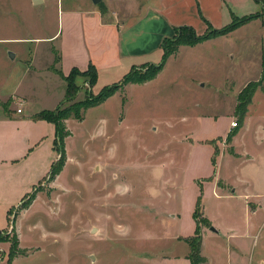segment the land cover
Wrapping results in <instances>:
<instances>
[{
	"label": "rangeland",
	"instance_id": "rangeland-1",
	"mask_svg": "<svg viewBox=\"0 0 264 264\" xmlns=\"http://www.w3.org/2000/svg\"><path fill=\"white\" fill-rule=\"evenodd\" d=\"M105 3L110 20L120 1L0 0V94L22 78L21 91L30 97L19 104L24 114L55 108L66 83L47 69L53 63L51 49L59 56L60 35L73 44L78 31L76 23H68L67 8L105 10ZM255 23L192 49L179 45L152 79L127 83L81 111L83 119H67V160L53 179L47 177L60 157L55 126L43 121L38 134L26 130L33 135L32 153L0 166V264H191L186 238L196 226L204 256L198 264H264V194L247 212L243 199L215 196L212 189L221 154L229 148L226 128L238 121V90L260 71ZM143 24L140 20L130 28L141 43L153 34ZM204 24L193 27L196 34L205 32ZM161 55L160 45L152 46L142 60L134 58V66L129 60L119 70H101L92 92L117 83L143 62L139 70L146 71ZM53 67L59 70V61ZM60 68L67 74L69 63ZM77 82V95L64 106L88 94L86 78ZM263 100L264 94H255L250 107L261 127H248L236 142L243 153L237 162L250 159L247 166L260 165L264 156ZM4 101L0 113L21 115ZM232 176L238 185L249 181L248 175ZM167 212H175V218L165 220Z\"/></svg>",
	"mask_w": 264,
	"mask_h": 264
},
{
	"label": "crops",
	"instance_id": "crops-1",
	"mask_svg": "<svg viewBox=\"0 0 264 264\" xmlns=\"http://www.w3.org/2000/svg\"><path fill=\"white\" fill-rule=\"evenodd\" d=\"M81 1L84 2L86 0ZM91 1L93 2V0ZM116 1H120L121 4L120 6L118 5L119 7L111 9V15L109 17L110 20L106 19L105 17V15L108 13V5L106 3L105 6L107 8L105 10H102L101 7L85 9H78L77 7L67 8L68 10L66 11V15L68 23H76L78 31L75 34V40L73 44H70L69 39H66V35H64V37H62L63 34L60 35V37L63 39L60 40L56 50L60 56L59 70L63 74L64 72L60 68V65L64 62L69 63V72L74 67H77L81 70H86L90 63H93L96 66L98 72L101 70L107 72L119 70L124 65V62L129 60L133 61L132 65L134 66V58L140 57L142 60L144 55L148 54V51H152V46L154 48L159 47L164 37L172 36L174 34V27L176 26L183 24L192 27H201L200 29H202L205 25L204 23H206L205 20L207 19L210 21L213 27L220 28L231 22L234 16L242 17L249 14H254L260 12L262 7V0ZM101 2H103V0H100L97 4ZM133 6L135 8L132 12H130V8ZM238 10L243 12H238ZM121 12H123V14H120ZM158 13L163 14L164 19L161 15H158ZM140 20H143L145 23V25H143L145 27H150L153 29V34H147L142 43L137 39H133L131 33L132 31L130 30V28H133L131 26ZM253 22L258 24L257 37L259 41L257 65L260 71L258 76L253 79V81H256L259 78L264 65V12L262 16L251 19L241 26H238L228 34L220 35L209 40H218L219 38L231 36L230 34H233L234 32ZM169 29H172V31L169 32V35L164 36L165 33H168ZM136 41L137 45L132 47V43ZM150 41H152V43ZM200 43H197L196 45ZM194 46L186 45L182 46L181 48H183V50H188L192 49L191 47ZM243 47L244 45L242 43L241 48ZM53 50L54 49L52 48L51 51L53 53V59L51 60H53V63H51L47 69L48 71H52L56 74L58 73L59 76H61L59 72L53 69L56 67H53V65L56 63H54L55 53ZM143 63H141V65H143ZM49 68L52 69L50 70ZM69 72H67V74ZM60 78L63 80L62 76ZM249 81L252 80L245 81L240 90H238V93ZM21 82L22 78L19 79L17 84L14 82V88H10V90L7 92L0 94V101L6 99V101H4L5 105L6 102H12L14 105L12 111L19 109V104H26L30 102L29 94L27 92L21 91ZM65 90L66 88H64V96ZM259 93L262 95L264 94V84L262 87H258L253 92L251 100L247 105V111L243 121L238 123L236 127H232L230 124L226 128V138L230 135V139H228L227 143H225L229 148L228 150H223V154H221L222 161L220 169L218 170V174L217 172L214 174L215 177H213L214 179L212 182L213 194L215 196L218 195L219 197L223 196L226 198L229 197L243 199V204L245 209H247V212L248 210L250 211V203L255 202L253 199L259 198L264 194V156H262L261 160L259 161L261 162L260 165L247 166L250 164V159L247 160V158L237 162L238 157L243 156V153L242 151L238 150V145H236V142H238L239 137L248 130V127L251 128V126L253 127L255 125L256 128L261 127L260 119L253 121L250 111L251 105H254L253 102H255V94ZM63 98L59 100L58 105L63 100ZM234 107L232 109V113L236 116ZM39 111L28 114H24V110L21 112L17 111L21 115L15 113L11 114V111H4L0 113V166L6 165L9 162L13 163L15 161H19V157L27 158L29 157L30 153H32V143L34 140L32 137L33 135L31 132L29 133L28 137L26 135V130L29 132L30 129H35V133L37 134L40 132L41 122L47 120H34L32 118V115ZM239 125L241 126L240 130L237 131L235 128H237ZM5 129H8V131L5 132ZM9 129H12L11 133H9ZM218 137L219 139H222L221 135ZM216 142L217 141L214 143V145L217 146L215 153L218 151V145ZM232 174L235 176L240 174L244 178H246L248 175L249 181L243 185L233 183L231 180L233 177ZM218 189L222 191V194H216ZM256 210L257 207L254 206L252 212H255ZM175 214V212H167L164 219L172 220L175 218ZM206 217L211 220L210 216L206 215ZM173 235H176L178 238L181 237V235L176 232Z\"/></svg>",
	"mask_w": 264,
	"mask_h": 264
},
{
	"label": "trees",
	"instance_id": "trees-1",
	"mask_svg": "<svg viewBox=\"0 0 264 264\" xmlns=\"http://www.w3.org/2000/svg\"><path fill=\"white\" fill-rule=\"evenodd\" d=\"M262 7L260 12L249 14L242 17L234 16L228 24L220 27L213 28L210 26L209 22L205 20L208 25L203 34H196L194 28L189 25H180L174 27V34L172 36H166L162 39L160 47L162 49L161 60L157 64H148L146 71H140L139 69L146 66L141 65L140 68L132 67L120 81L114 83L113 85L104 87L99 93L95 94L92 92L91 87L96 82L98 77V70L93 63H90L86 70H81L77 67L71 69V71L66 75L63 74L60 70H56L60 73L62 78L66 83V90L64 99L60 104L54 109H44L32 115L34 120H47L52 122L56 128V145L59 149L60 157L52 164L48 179H53L58 175L64 168L67 156L65 150V137L68 136V131L65 127V121L72 116L77 117L78 119H83L81 111L88 109L90 107L96 106L113 94H115L123 85L134 82V83H143L147 80L152 79L155 75L162 69L166 59L171 55L179 45L194 46L197 43L202 41L225 35L241 26L242 24L250 21L253 18L262 16L264 12V0L261 1ZM60 60V56H55V62ZM84 77L87 82H89L88 94L83 100L72 103L69 106H64L66 102H72L74 97L77 95L80 85H78L77 78ZM264 84V65L261 71L259 78L256 81L248 82L238 93V104L236 106L237 110V125L241 123L244 119V116L247 111V105L251 100L252 94L258 87H262ZM230 139V135L228 136ZM37 187H35V190ZM35 192V191H34ZM30 193L27 195L29 199L35 194ZM199 205V203H198ZM11 211V210H10ZM195 216V212H194ZM186 241L189 245V252L187 254L190 259L191 264H198L204 259L199 252L200 247V236L198 232V226L195 228V232L186 238Z\"/></svg>",
	"mask_w": 264,
	"mask_h": 264
},
{
	"label": "water",
	"instance_id": "water-1",
	"mask_svg": "<svg viewBox=\"0 0 264 264\" xmlns=\"http://www.w3.org/2000/svg\"><path fill=\"white\" fill-rule=\"evenodd\" d=\"M33 1H34V3H38V2H40L41 0H33ZM99 1H100V0H93V2L96 3V4H97ZM210 229L215 230L216 228H215L214 226L211 225V226H210Z\"/></svg>",
	"mask_w": 264,
	"mask_h": 264
},
{
	"label": "built area",
	"instance_id": "built-area-1",
	"mask_svg": "<svg viewBox=\"0 0 264 264\" xmlns=\"http://www.w3.org/2000/svg\"><path fill=\"white\" fill-rule=\"evenodd\" d=\"M21 111H22V110L19 108V109H18V112H21ZM231 126H232V127H236V126H237V122L234 121V120L231 121Z\"/></svg>",
	"mask_w": 264,
	"mask_h": 264
}]
</instances>
